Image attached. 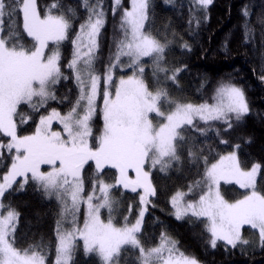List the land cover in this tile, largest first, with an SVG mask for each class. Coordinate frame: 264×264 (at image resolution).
<instances>
[{
  "label": "snow or ice",
  "instance_id": "6c2138e0",
  "mask_svg": "<svg viewBox=\"0 0 264 264\" xmlns=\"http://www.w3.org/2000/svg\"><path fill=\"white\" fill-rule=\"evenodd\" d=\"M213 2L190 0V34L207 22ZM78 7L83 18L67 0L43 6L39 0H0V264H72L79 250L98 264H122V256L127 264L129 254L137 264H203L181 250L162 223L155 244L142 234L149 206H157L153 172L167 174L185 162L202 165V173L187 191L170 197V214L199 223L207 249H264V164L242 166L239 142L212 162L213 149L195 135L214 131L228 145L222 133L253 114L244 86L230 76L201 102L185 97L179 76L187 65L168 61L176 34H154L153 0H79ZM109 14L105 57L102 33ZM241 15L248 43L255 35L252 14L245 6ZM257 23L264 25V15ZM65 42L72 46L70 58L62 50ZM180 47L192 50L187 41ZM70 78L77 91L62 113L50 101L68 99L57 96V86ZM258 79L264 83V56ZM221 182L238 186L239 197L226 198ZM29 190L59 206L54 242H17L20 212L5 194ZM124 191L136 194L135 215L132 202L120 211Z\"/></svg>",
  "mask_w": 264,
  "mask_h": 264
},
{
  "label": "trees",
  "instance_id": "16d2710c",
  "mask_svg": "<svg viewBox=\"0 0 264 264\" xmlns=\"http://www.w3.org/2000/svg\"><path fill=\"white\" fill-rule=\"evenodd\" d=\"M39 2L43 6L46 0ZM67 2L77 5V11L83 18L84 10L78 7L79 0H67ZM108 3L110 4L111 0H108ZM153 3L155 5L154 34L167 31L169 39H172V32L176 34L173 43L169 46L168 61L172 65H187L179 76L183 95L193 102H201L213 94V87L218 81L231 76L235 78V83L244 86L253 109V114L246 118L243 125L231 133H222L229 139L228 145L220 144L219 137L214 131H209L206 136L195 134L197 143H203L205 148L213 149L209 156L212 162H215L213 157L218 159L217 153L227 154L233 150L230 145L239 142L241 148L238 155L242 166L247 167L253 162L264 164V83L258 79L262 56H264V44L261 42L264 25L257 23V17L264 15V0H214L208 9L209 19L201 24L195 35L190 34L187 23L190 0H175L174 4L168 5L164 4L163 0H153ZM125 4H128V0H125ZM245 6L252 14L249 23L255 31L254 39L248 43L244 42L242 32L245 18L241 12ZM111 22L112 17L109 14V25L102 33L101 52L105 57L110 43ZM78 23L79 21L76 22L77 25ZM183 41L191 45V52L181 49L180 44ZM71 47L68 42L63 45L62 50L66 58H70ZM253 69L256 71L254 72ZM63 70L66 74H70L71 70L67 68ZM205 80L207 83L201 89V83ZM57 88V96L67 95L68 99L63 103L50 101V107H55L63 113L75 99L77 89L71 78L62 81ZM245 137H251L252 142L244 143ZM3 172V167H0V175ZM201 173L202 165L187 162L179 170H170L167 174L153 172V182L158 192L153 200L157 206L155 208L149 206L144 218L142 234L149 243L155 244L162 223L169 235L179 242V247L186 253L195 255L203 264H264V249L259 247L245 254H241L238 250L225 253L222 248L215 251L207 249L199 223H190L189 218L177 220L170 214V197L177 191H187L188 185L199 180ZM241 191L236 185L222 186V192L228 199L238 198ZM135 195L127 191L123 192L119 198L126 203L121 207V212L126 209L127 202H132L133 215H135L136 201L131 199ZM5 199H10L20 212L17 227L19 245L27 247L28 244L40 243L42 240L45 243L55 241L54 230L59 212L55 200H46L32 190L12 196L6 193ZM116 219L119 221L120 217L117 216ZM245 235L250 240L256 239L249 236L247 231ZM121 259L124 264L125 258L122 256ZM72 264H98V260L92 256L86 257L82 250H79L75 253ZM127 264H137L133 255L129 254Z\"/></svg>",
  "mask_w": 264,
  "mask_h": 264
},
{
  "label": "rangeland",
  "instance_id": "374dc122",
  "mask_svg": "<svg viewBox=\"0 0 264 264\" xmlns=\"http://www.w3.org/2000/svg\"><path fill=\"white\" fill-rule=\"evenodd\" d=\"M210 103H211V102H210ZM53 127H57V125L54 124ZM223 185H225V184H224L223 182H221V190H222V186H223ZM237 187H238V186H237ZM198 191H199V189H196L195 192L193 193V196H194L195 193L198 192ZM193 196H189V197H187V199H191V198H193ZM186 218H187V217H186ZM186 218H185V219H186ZM183 220H184V219H183ZM181 250H182V249H181Z\"/></svg>",
  "mask_w": 264,
  "mask_h": 264
}]
</instances>
